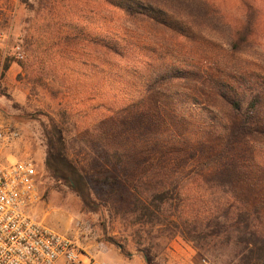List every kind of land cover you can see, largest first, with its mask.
Instances as JSON below:
<instances>
[{
  "label": "rangeland",
  "instance_id": "rangeland-1",
  "mask_svg": "<svg viewBox=\"0 0 264 264\" xmlns=\"http://www.w3.org/2000/svg\"><path fill=\"white\" fill-rule=\"evenodd\" d=\"M0 28L10 63L0 115L22 134L6 156L41 170L38 220L105 264H247L246 236L224 225L221 203L252 209L264 199V0H0ZM158 68L185 78L147 93ZM217 92L261 95L251 132L234 135L241 120ZM49 118L86 177L117 175L116 189L78 181L73 190L47 172ZM228 178L234 190L222 186ZM162 185L175 187L172 217L138 201ZM196 210L212 219L188 241L178 216Z\"/></svg>",
  "mask_w": 264,
  "mask_h": 264
},
{
  "label": "trees",
  "instance_id": "trees-1",
  "mask_svg": "<svg viewBox=\"0 0 264 264\" xmlns=\"http://www.w3.org/2000/svg\"><path fill=\"white\" fill-rule=\"evenodd\" d=\"M28 1L29 0H21L23 4H27ZM120 8L128 16L131 17H153L151 13L147 12V10L142 7ZM101 46L116 53V50H114L107 44H103ZM9 67V61L7 59H3L2 61V56L0 52V81L3 80L5 73L9 69ZM150 74L151 76L146 80V84L144 85L145 91L147 93L153 92L158 85L165 84L175 79L185 78V76H183L182 72L180 71H163L161 68H158L156 70L153 69ZM217 93L229 105L232 112L236 114L241 120V124L238 126L237 131L234 132V135H238L240 133L242 134V132L244 131H249L248 128L253 126L255 115L257 114L259 107L262 103L261 95L258 93H252L249 99L246 101V98L245 100L236 99L234 97H228L222 92ZM179 102L180 105H184L183 100H179L177 104ZM195 104L197 105V102ZM183 107L184 106L180 107L177 105V109ZM204 113L205 110L203 109L202 115H204ZM210 114L212 113L210 112ZM209 121L213 122V126H219L220 129H214L215 132H217L218 130L220 131L217 133L227 132L228 127L226 125H219L217 122L218 120L214 116L210 117ZM47 129L48 131L46 138L48 144V151L46 152L45 169L57 181L67 183L69 187L73 190L78 189L76 187L78 181H87L88 183H91L98 187H110L111 191L119 186L120 178L117 175L98 174L96 176L86 177L85 172L82 170V168H80L76 164L77 162L74 160V158L70 157L67 148V136L64 134V131L62 130V128H60L59 124H57L53 119L49 118V124ZM234 135L232 134V136ZM84 140L88 141L87 138ZM114 154H116L117 156L118 154L121 155L119 148H116V152ZM224 155L225 153L221 152L220 157ZM198 158L199 157H197V159ZM223 173L225 172L223 171ZM236 184L237 183L234 180L228 178L226 182L222 183V186L234 190ZM174 192V186L162 185L159 188L150 190V196H145L144 200L138 201H140L139 203H141L142 201L147 202L153 210V215H155V211L156 213H160L161 215L169 214L171 216V213L174 209L172 208ZM176 196L180 197L179 194H176ZM253 207L254 208L250 209V206H248L245 202L242 203L234 198H226L221 203V208L223 209L221 219L222 221H224V225H227V228L235 227V229L238 231L239 227L241 226L240 231L243 233V235L246 236L245 239L242 240V245H244L243 251L246 253V263L264 264V199L259 202H256ZM191 212L186 214L182 211L179 213L178 216L181 227V230L178 233L188 241H192L194 236L191 235L196 234L197 230H199L202 225L209 226L207 223H205V221H209L212 219L206 218V213L204 211L200 212L199 210H196V212ZM218 218H220V216ZM234 218L236 219L235 222L233 221ZM231 220L233 222H231L230 226H228L229 221ZM187 224H190L192 226L191 230H188L186 228ZM196 236L199 237L200 234L197 233ZM121 253L126 254L122 248Z\"/></svg>",
  "mask_w": 264,
  "mask_h": 264
},
{
  "label": "built area",
  "instance_id": "built-area-1",
  "mask_svg": "<svg viewBox=\"0 0 264 264\" xmlns=\"http://www.w3.org/2000/svg\"><path fill=\"white\" fill-rule=\"evenodd\" d=\"M8 33H0V42ZM16 57L23 59L20 47ZM22 137L0 115V264H105L71 238L35 217L42 202V173L32 158L9 160L6 151Z\"/></svg>",
  "mask_w": 264,
  "mask_h": 264
},
{
  "label": "crops",
  "instance_id": "crops-1",
  "mask_svg": "<svg viewBox=\"0 0 264 264\" xmlns=\"http://www.w3.org/2000/svg\"><path fill=\"white\" fill-rule=\"evenodd\" d=\"M11 1H16V0H11ZM2 32H5V31H1V28H0V33H2ZM0 44H1V42H0Z\"/></svg>",
  "mask_w": 264,
  "mask_h": 264
}]
</instances>
